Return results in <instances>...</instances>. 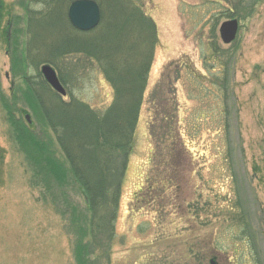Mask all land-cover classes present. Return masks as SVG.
I'll return each mask as SVG.
<instances>
[{"label": "rangeland", "instance_id": "rangeland-1", "mask_svg": "<svg viewBox=\"0 0 264 264\" xmlns=\"http://www.w3.org/2000/svg\"><path fill=\"white\" fill-rule=\"evenodd\" d=\"M44 1L0 0V264H264V0H94L99 25L77 33L76 0L32 28ZM105 57L124 64L111 77L126 76L128 97L136 82L138 111L132 147L113 151V163L128 154L113 233L104 215L94 233L36 95L61 96L48 65L61 98L104 115L116 100ZM21 134L41 144L24 149Z\"/></svg>", "mask_w": 264, "mask_h": 264}, {"label": "trees", "instance_id": "trees-1", "mask_svg": "<svg viewBox=\"0 0 264 264\" xmlns=\"http://www.w3.org/2000/svg\"><path fill=\"white\" fill-rule=\"evenodd\" d=\"M54 2V7L47 1L38 2L46 13L43 14V17L39 13L40 16L31 19L32 28L37 25L40 28L47 22L50 23L51 20L49 19L54 9L61 2L68 3L69 0H54ZM53 23L51 22V24ZM127 26L129 27L128 21L119 26L118 33L123 35ZM72 29L75 33L78 32L74 27ZM34 32L31 35L33 38L35 36L38 38L39 31L36 35ZM108 34H110V31ZM105 59L107 60L106 71L110 73L109 81L116 89V100L104 115H97L87 104L78 99L72 98V100L66 102L61 96L56 95V101L53 100V105H50L44 102L41 96L36 95L43 111L42 115L52 127L61 149L70 161L72 178L88 200V210H92L93 214L91 215L90 225L94 233L100 228L98 217L103 215L104 228L113 233L128 154L123 155L121 162L116 163H113V156L119 158L118 151L124 152L125 149L132 147V129L138 111V87H136V82L131 84L130 93L132 96L128 97L127 88L129 84L126 83V76L114 80L111 76L115 73L113 66L115 61L112 62L107 57ZM98 61L102 63L100 59ZM120 65L122 66L116 68L115 71L125 75L126 68L124 64L120 63ZM133 72H135L134 69ZM60 80L62 82V79ZM28 139L34 143L36 148V145L41 144L38 141H33L27 134H21L20 140L24 149L25 142H28ZM114 150L117 152L113 153ZM25 154L29 157L27 152ZM41 172L51 176L49 171L43 170ZM54 176L60 181L59 185L62 188L67 179L65 169L59 167L58 174ZM76 219L75 223L77 222ZM78 248H80V245H78Z\"/></svg>", "mask_w": 264, "mask_h": 264}, {"label": "water", "instance_id": "water-1", "mask_svg": "<svg viewBox=\"0 0 264 264\" xmlns=\"http://www.w3.org/2000/svg\"><path fill=\"white\" fill-rule=\"evenodd\" d=\"M241 1V0H231ZM1 11V5H0ZM70 23L79 31L89 32L97 28L101 21V9L94 0H76L74 1L68 12ZM239 23L237 20L226 21L220 28V36L225 44L232 43L237 36ZM42 74L52 89L62 97L66 96V90L59 80L56 71L48 65L42 67ZM26 119L31 123L30 117Z\"/></svg>", "mask_w": 264, "mask_h": 264}]
</instances>
